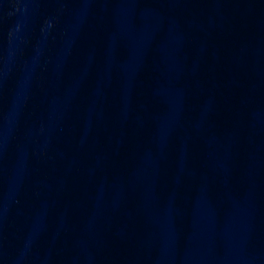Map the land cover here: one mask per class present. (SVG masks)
<instances>
[{
	"label": "water",
	"instance_id": "95a60500",
	"mask_svg": "<svg viewBox=\"0 0 264 264\" xmlns=\"http://www.w3.org/2000/svg\"><path fill=\"white\" fill-rule=\"evenodd\" d=\"M264 0H0V264H200Z\"/></svg>",
	"mask_w": 264,
	"mask_h": 264
}]
</instances>
